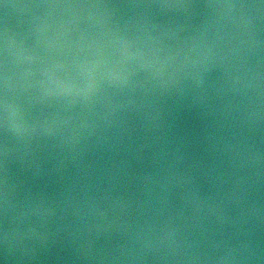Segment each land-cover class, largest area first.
Wrapping results in <instances>:
<instances>
[{"label": "clouds", "instance_id": "clouds-1", "mask_svg": "<svg viewBox=\"0 0 264 264\" xmlns=\"http://www.w3.org/2000/svg\"><path fill=\"white\" fill-rule=\"evenodd\" d=\"M0 264H264V0H0Z\"/></svg>", "mask_w": 264, "mask_h": 264}]
</instances>
